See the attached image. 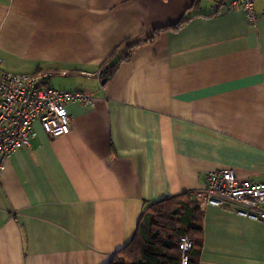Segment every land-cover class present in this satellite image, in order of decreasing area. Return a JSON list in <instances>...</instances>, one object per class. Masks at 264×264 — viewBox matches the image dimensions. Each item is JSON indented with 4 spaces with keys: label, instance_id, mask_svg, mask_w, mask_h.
Returning <instances> with one entry per match:
<instances>
[{
    "label": "crops",
    "instance_id": "obj_1",
    "mask_svg": "<svg viewBox=\"0 0 264 264\" xmlns=\"http://www.w3.org/2000/svg\"><path fill=\"white\" fill-rule=\"evenodd\" d=\"M0 69L93 98L66 105L69 133L35 124L6 160L0 264H107L151 203L184 192L200 201L196 264H264V222L204 202L210 171L264 181V16L211 0H0Z\"/></svg>",
    "mask_w": 264,
    "mask_h": 264
},
{
    "label": "built area",
    "instance_id": "obj_2",
    "mask_svg": "<svg viewBox=\"0 0 264 264\" xmlns=\"http://www.w3.org/2000/svg\"><path fill=\"white\" fill-rule=\"evenodd\" d=\"M211 1L217 6L242 8L249 23L264 16V8L260 14L255 12L256 0ZM52 75V72L10 73L0 69V173L10 155L30 146L36 136L35 124L50 137L65 135L70 132L71 123L66 105L91 104L93 98L85 92L53 87ZM95 75L104 77L102 71ZM204 202L264 222V181L238 179L232 169L210 171L205 175ZM178 244L181 263L187 264L192 242L180 237Z\"/></svg>",
    "mask_w": 264,
    "mask_h": 264
},
{
    "label": "trees",
    "instance_id": "obj_3",
    "mask_svg": "<svg viewBox=\"0 0 264 264\" xmlns=\"http://www.w3.org/2000/svg\"><path fill=\"white\" fill-rule=\"evenodd\" d=\"M138 43H127L126 53H112L102 65L107 80L120 62L128 60ZM175 204L176 206L172 207ZM198 197L190 192L151 203L142 213L137 230L128 244L118 250L107 264H182L179 238L192 242L187 264H196L202 241V223Z\"/></svg>",
    "mask_w": 264,
    "mask_h": 264
},
{
    "label": "water",
    "instance_id": "obj_4",
    "mask_svg": "<svg viewBox=\"0 0 264 264\" xmlns=\"http://www.w3.org/2000/svg\"><path fill=\"white\" fill-rule=\"evenodd\" d=\"M105 81H106V80H105V79H103V80L101 81V84H104V83H105Z\"/></svg>",
    "mask_w": 264,
    "mask_h": 264
},
{
    "label": "bare ground",
    "instance_id": "obj_5",
    "mask_svg": "<svg viewBox=\"0 0 264 264\" xmlns=\"http://www.w3.org/2000/svg\"><path fill=\"white\" fill-rule=\"evenodd\" d=\"M95 77H96V78H98V79H100V78H99V77H97L96 75H95ZM92 102H93V100H92ZM92 102H91V104H92ZM91 104H90V105H91Z\"/></svg>",
    "mask_w": 264,
    "mask_h": 264
},
{
    "label": "rangeland",
    "instance_id": "obj_6",
    "mask_svg": "<svg viewBox=\"0 0 264 264\" xmlns=\"http://www.w3.org/2000/svg\"><path fill=\"white\" fill-rule=\"evenodd\" d=\"M176 206L175 204L172 205V207Z\"/></svg>",
    "mask_w": 264,
    "mask_h": 264
}]
</instances>
